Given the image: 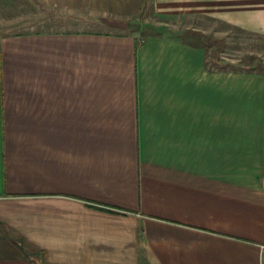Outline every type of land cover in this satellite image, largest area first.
Wrapping results in <instances>:
<instances>
[{"label": "crops", "instance_id": "1", "mask_svg": "<svg viewBox=\"0 0 264 264\" xmlns=\"http://www.w3.org/2000/svg\"><path fill=\"white\" fill-rule=\"evenodd\" d=\"M43 1L110 28L0 35V264H264V0Z\"/></svg>", "mask_w": 264, "mask_h": 264}, {"label": "rangeland", "instance_id": "2", "mask_svg": "<svg viewBox=\"0 0 264 264\" xmlns=\"http://www.w3.org/2000/svg\"><path fill=\"white\" fill-rule=\"evenodd\" d=\"M84 7L63 10L51 7L43 0H0V35L28 32L32 30L63 29H109L110 27ZM189 21L171 19L161 24L163 31L178 35ZM207 30L211 36L225 38L224 58L232 62L250 61L264 63V35L242 31L233 25L226 27L209 21ZM158 23V22H157ZM205 28V21L202 22ZM220 40V39H219ZM221 41V40H220ZM220 54V56H221ZM257 58V59H256Z\"/></svg>", "mask_w": 264, "mask_h": 264}, {"label": "trees", "instance_id": "3", "mask_svg": "<svg viewBox=\"0 0 264 264\" xmlns=\"http://www.w3.org/2000/svg\"><path fill=\"white\" fill-rule=\"evenodd\" d=\"M243 69H245V70H262V71H264V63L259 61L257 64H255L253 66H250V67H244V65H242V64H233V63H231V70L232 71H238V70H243Z\"/></svg>", "mask_w": 264, "mask_h": 264}]
</instances>
